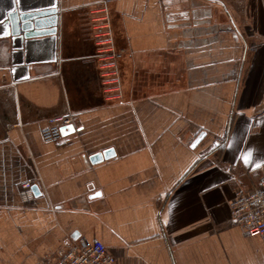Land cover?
Returning a JSON list of instances; mask_svg holds the SVG:
<instances>
[{
	"label": "crops",
	"instance_id": "1",
	"mask_svg": "<svg viewBox=\"0 0 264 264\" xmlns=\"http://www.w3.org/2000/svg\"><path fill=\"white\" fill-rule=\"evenodd\" d=\"M10 1L0 264H52L81 237L115 264H264V237L234 224L229 205L264 175V0H109L121 95L99 57L101 0H22L57 3L59 22L17 49L1 24ZM69 114L76 126L43 141ZM27 183L40 194L23 199Z\"/></svg>",
	"mask_w": 264,
	"mask_h": 264
},
{
	"label": "built area",
	"instance_id": "2",
	"mask_svg": "<svg viewBox=\"0 0 264 264\" xmlns=\"http://www.w3.org/2000/svg\"><path fill=\"white\" fill-rule=\"evenodd\" d=\"M109 0H101V9L105 11L107 22L98 28H105V31H99L98 36L103 44L108 45L99 53V57L106 62L104 65L105 76H114L112 82L116 83L117 91L119 89L120 77L118 61L122 56L113 46L111 25L108 13ZM106 41H103V38ZM117 94V95H118ZM78 117L73 114L60 115L51 120L49 125L41 130V136L45 142H57L62 139V127L76 126ZM219 143L224 138H219ZM23 199L32 198L30 184H23L21 189ZM231 218L234 224L238 225L249 236L264 237V175H261L250 190H237L230 200ZM116 258L110 253L108 247L99 240H89L79 238L70 248L64 249L59 253L58 259L52 264H115Z\"/></svg>",
	"mask_w": 264,
	"mask_h": 264
},
{
	"label": "water",
	"instance_id": "3",
	"mask_svg": "<svg viewBox=\"0 0 264 264\" xmlns=\"http://www.w3.org/2000/svg\"><path fill=\"white\" fill-rule=\"evenodd\" d=\"M6 18L2 26L7 27V36L12 37L13 47L22 48L24 41L44 35L57 33L59 22V7L57 3L46 7L28 6L22 0H11ZM73 126L62 127V134ZM108 157V152L96 154L91 160L98 161ZM33 195H39V187L34 184L31 187Z\"/></svg>",
	"mask_w": 264,
	"mask_h": 264
},
{
	"label": "rangeland",
	"instance_id": "4",
	"mask_svg": "<svg viewBox=\"0 0 264 264\" xmlns=\"http://www.w3.org/2000/svg\"><path fill=\"white\" fill-rule=\"evenodd\" d=\"M22 186V185H21ZM20 193H21V188H20ZM21 195V194H20ZM22 197V196H21Z\"/></svg>",
	"mask_w": 264,
	"mask_h": 264
}]
</instances>
